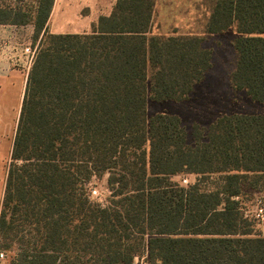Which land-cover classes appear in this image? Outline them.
Listing matches in <instances>:
<instances>
[{"label":"trees","instance_id":"trees-1","mask_svg":"<svg viewBox=\"0 0 264 264\" xmlns=\"http://www.w3.org/2000/svg\"><path fill=\"white\" fill-rule=\"evenodd\" d=\"M55 0L0 5L35 27V59L7 167L0 251L9 264H264L242 198L264 196V115L193 126L148 117L184 101L212 66L198 37L150 36L156 0H117L91 32L50 33ZM234 29V86L264 102V0H217L208 34ZM108 174V204L88 191ZM195 176L189 185L175 176Z\"/></svg>","mask_w":264,"mask_h":264},{"label":"crops","instance_id":"crops-1","mask_svg":"<svg viewBox=\"0 0 264 264\" xmlns=\"http://www.w3.org/2000/svg\"><path fill=\"white\" fill-rule=\"evenodd\" d=\"M216 1L156 0L150 36L198 37L203 40L204 35H217L206 32ZM116 2L117 0H55L48 26L56 20H69L70 9L75 8L74 16L88 19L89 28L80 33H63H88L100 16L111 13ZM159 27H167L168 33H161ZM231 30L235 32L234 29ZM34 33L33 24H0V155L6 157H11L28 75L32 67V64L28 66L25 63L24 49H37L33 40ZM234 34L233 48L236 53L234 42L239 36L236 32ZM17 57L20 58V63L17 62ZM3 157L0 156V162Z\"/></svg>","mask_w":264,"mask_h":264},{"label":"rangeland","instance_id":"rangeland-1","mask_svg":"<svg viewBox=\"0 0 264 264\" xmlns=\"http://www.w3.org/2000/svg\"><path fill=\"white\" fill-rule=\"evenodd\" d=\"M36 2L37 0H0V5L6 7L21 6L30 10L35 7ZM74 10L75 8L70 9L71 17H69V20H56L53 24L48 26L50 33H80L83 32L84 29H88V19L74 16ZM159 28L161 33H168L167 27ZM88 32H91V28ZM234 33L233 30H228L217 35H204L203 46L210 50L212 54V66L205 79L195 87L194 91L184 101L156 102L149 99L147 105L148 117L151 118L157 114L179 116L188 133V140L192 143L193 126L195 124L205 128L223 115H264V102L252 100L244 89H238L234 86L232 77L236 69L237 60L233 48V40L235 38ZM0 156H4L3 161L0 162L1 209L6 172L11 157L10 155L7 157L5 155ZM184 177L189 179L190 184L195 181V176L190 175L175 176L174 181L182 183ZM107 178V173L102 177H94L88 188L91 198L104 205L108 204V198L111 194L107 187ZM261 196L262 195L259 193H251L244 196L242 198L241 208H253L256 199ZM256 231L261 233V230L257 225ZM145 252L146 249L144 247L138 255H143ZM12 255V253H8L7 259L0 260V264H9ZM135 257L134 264L136 263Z\"/></svg>","mask_w":264,"mask_h":264},{"label":"built area","instance_id":"built-area-1","mask_svg":"<svg viewBox=\"0 0 264 264\" xmlns=\"http://www.w3.org/2000/svg\"><path fill=\"white\" fill-rule=\"evenodd\" d=\"M37 49H32L30 47H27L24 49V54L26 55L25 63H27L28 66L33 64V61L35 59ZM17 62H19L20 58L17 57ZM183 185H189V179L184 177L182 180ZM244 217L248 219H252L256 225L261 230L262 235H264V196H261L256 199L255 204L253 208H247L243 207L241 208ZM7 259V254L5 252L0 251V260ZM136 263L135 264H149L148 261V252L146 251L143 255H137L135 257Z\"/></svg>","mask_w":264,"mask_h":264}]
</instances>
